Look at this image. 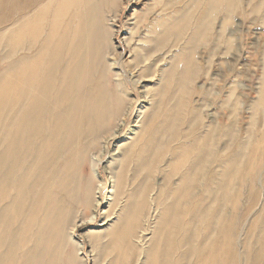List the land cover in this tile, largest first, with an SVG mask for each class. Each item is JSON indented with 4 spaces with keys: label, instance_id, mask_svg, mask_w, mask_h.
<instances>
[{
    "label": "rangeland",
    "instance_id": "obj_1",
    "mask_svg": "<svg viewBox=\"0 0 264 264\" xmlns=\"http://www.w3.org/2000/svg\"><path fill=\"white\" fill-rule=\"evenodd\" d=\"M91 1L97 4L93 18L98 20L102 17L99 32L103 37L99 40L102 50L106 46V57L101 63L114 62L111 68L108 62L110 69L103 74L97 59V92H101L99 88L103 85L105 91L102 94H114L118 80L124 79L128 86L126 103L124 115L118 119L120 123L128 117V124L121 132L112 130L102 137L105 141L117 133L109 141L107 154L99 162L97 183L92 182L97 207L91 206L88 211L82 207L73 209V221L79 226L71 239H67L63 251L65 259L60 264H65L70 253L72 257L73 254L77 256V260L73 263L71 259L68 264H115L118 251L113 248L114 228L125 210L127 213L134 210V204L140 198L134 196L132 189L140 182L146 189L148 206L144 218H140L144 223L143 229H139V237H131V242L150 246L153 231L170 223L171 218H161V209L164 202H175L170 196L176 187V177L188 163V154H198L199 143L207 133L222 141L219 149L227 160L230 159L227 173L235 182L229 183L227 197L216 199L221 191L215 192V198L212 197L208 205L211 211L209 218H204L203 212L188 225L181 214L177 215L183 227L189 226L188 237L181 241L180 246L182 249L186 245L210 246L214 242L218 260L208 264H264V0H239L238 3L235 0V8L227 4L229 0H223L224 3L220 0ZM209 1V7L215 10H212L213 18L208 13ZM15 10L13 2L0 11V18L5 13L13 15ZM11 22L13 20L0 25V31L13 26L14 22L12 25ZM61 26L62 23L57 24V27ZM5 43L3 40L0 45V87L5 83L6 87L9 84L13 89L14 81L11 80L14 75L6 83L7 77L3 75L8 73L4 71L27 51H20L9 61H3L1 59L10 49ZM193 60L198 71L185 77L188 83L185 93L180 79L189 74ZM117 73L122 75H114ZM98 99L102 100V97ZM147 100L150 103H146ZM181 100H188V103L180 107ZM180 113L185 115V124L176 118ZM141 118L144 119L143 128L145 123H149L159 130L163 138L169 135L167 127L179 120L183 136L174 137L173 142L160 150L155 164L164 158L165 161L155 166L153 174L144 169L148 164L143 163L142 158L139 160L140 147L136 145L129 157L128 193L123 196V201L117 200L116 192L111 194L113 157L110 153L128 144L129 131H139L134 125ZM102 138L100 146L104 145ZM91 151L94 153L96 149ZM215 151L218 157L220 152L217 148ZM93 168L89 160L83 174V190L80 196L76 195L84 204L87 201L86 185ZM217 169V163H214L212 171ZM212 171L208 177L210 181ZM148 175L157 177L154 185L152 179H143ZM138 178L140 181L133 184ZM101 185L102 189L99 188ZM153 202L158 207L153 204L149 210ZM69 214L68 209L65 210L64 219L72 220ZM82 217L84 220L81 222L85 223L80 222ZM65 228L64 234L68 235L71 225H65ZM141 235L144 237L140 238ZM32 244L29 243L30 246ZM5 249L3 246L0 254ZM54 251L51 248L50 253ZM137 252L116 264H145L142 259L145 254ZM19 258L17 256L12 264H18ZM198 262L199 258H194L191 264ZM179 264L188 262L183 260Z\"/></svg>",
    "mask_w": 264,
    "mask_h": 264
},
{
    "label": "bare ground",
    "instance_id": "obj_2",
    "mask_svg": "<svg viewBox=\"0 0 264 264\" xmlns=\"http://www.w3.org/2000/svg\"><path fill=\"white\" fill-rule=\"evenodd\" d=\"M13 2L16 4L13 15L5 13L0 18V25L10 20L14 22L10 28L0 31V45L4 40L10 48L1 60L9 61L23 50L27 53L4 71L8 73L3 75L7 77L6 83L14 75L11 80L14 81L13 89L9 88V84L6 87L5 83L0 87V249L3 246L6 248L0 254V264H12L17 256L20 257L18 264H60L65 259L66 241L71 239L79 226L73 221V209L82 207L88 211L91 206L97 207L92 182L97 183L99 162L107 154L109 141L127 127L128 117L120 123L118 117L124 115L128 86L121 78L114 94H102L105 91L103 85L99 88L101 92H97V59L103 74L114 62L110 63L108 59L109 69L107 61L101 63L106 57V46L102 50L99 40L103 37L99 32L102 17L98 20L93 18V13L97 11L96 3L91 0H0V11ZM222 2L217 1L218 4ZM227 4L234 8L236 5L235 0H229ZM212 10L215 11L209 7L211 18ZM60 23L62 26L57 27ZM194 61L190 63L189 74L180 79L185 93L188 87L185 77L198 71ZM145 102L150 103L148 100ZM186 103L188 100H181L179 105L182 107ZM184 116L180 113L176 118L182 119L185 124ZM141 119L134 125L139 131H129L133 136L129 135L128 144L110 153L113 157L110 166L113 180L111 194L116 192L117 200L123 201V196L128 193L129 157L136 145L140 147L139 160L142 158L143 163L148 164L144 169L153 174L155 166L165 161L164 158L155 164L160 150L173 142L174 137L183 136L179 120L167 127L169 135L163 138L151 124L145 123L143 128L144 119ZM139 122L141 125H138ZM112 130L117 133L104 141L102 137ZM101 138L103 146H100ZM221 142L207 133L199 143L198 154H188V163L176 177V187L170 196L175 202L167 201L162 205L161 218H171L170 223L162 224L158 231L157 228L153 231L150 246L131 242V237L138 236L139 229H143L144 223L140 218L148 206L142 182L132 189L134 196L140 199L136 200L133 211L127 213L125 210L120 215L115 225L113 248L118 251L115 264L136 255L137 250L139 254H145L142 258L145 264H179L183 260L191 264L194 258H199L197 264H208L218 260L214 242L210 246L184 245L182 249L181 241L188 237L189 226L183 227L176 217L181 214L188 225L203 212L204 218H209L211 211L208 205L212 197L215 198V192L221 191L216 199L227 197L229 183L235 181L232 182L234 178L230 179L227 173L230 159L227 160L219 149ZM215 148L220 152V159ZM93 149H96L94 153ZM89 160L94 168L87 181V201L84 204L76 195L80 196L83 190V174ZM214 163H217L216 171H212ZM210 171L211 181L208 180ZM143 179H152L154 185L157 177L148 175ZM137 181L140 178L133 184ZM99 188L102 189V185ZM69 194L71 196L67 198ZM153 204L156 205L153 202L149 210ZM67 209L72 220L64 219ZM64 224L71 225L68 235L64 234ZM31 242L32 246L29 245ZM51 248H54V253H50ZM67 258L65 264L71 259L73 263L77 260V256L73 254L72 257L71 253Z\"/></svg>",
    "mask_w": 264,
    "mask_h": 264
}]
</instances>
